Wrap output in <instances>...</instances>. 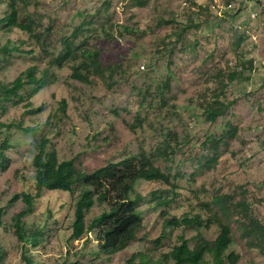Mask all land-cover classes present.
Masks as SVG:
<instances>
[{"label": "rangeland", "instance_id": "374dc122", "mask_svg": "<svg viewBox=\"0 0 264 264\" xmlns=\"http://www.w3.org/2000/svg\"><path fill=\"white\" fill-rule=\"evenodd\" d=\"M24 2L18 0L19 7L36 19L42 34L41 44L33 49L54 58L63 48L62 35L97 46L102 63L112 66L107 71L111 84L81 82L67 68L35 96L30 87L11 99L0 95V122L11 125L0 134V154L3 144L10 147L5 151L6 171L0 157L1 264H131L138 255L135 264H174L165 256L181 237L190 240L193 248L199 232L216 239L221 229L214 223L201 229L165 230L161 212L178 217L201 213L208 218L210 213L201 204L216 195H229L233 204L247 202L249 212L264 223L262 2ZM230 4V11L219 8ZM7 10L0 8V20ZM4 26L0 24V90L32 61L14 50L23 35L7 33ZM121 29L126 31L119 34ZM233 72L239 76L229 83ZM216 99L233 105L213 122L206 113ZM44 137L61 161L74 159L88 173L145 152L170 174L178 189L146 180L136 185L133 197L143 196L139 209L144 228L127 250L111 258L100 254L95 229L81 241L71 239L75 205L83 190L80 184L73 194L43 192L34 213L23 220L20 240L14 218L26 205L12 200L36 193L33 151ZM165 148L169 155L163 153ZM159 198L172 202L160 207ZM105 210L98 204L87 224ZM240 221L245 215L234 213L231 250L241 255L239 264H264L261 250L243 237Z\"/></svg>", "mask_w": 264, "mask_h": 264}, {"label": "trees", "instance_id": "16d2710c", "mask_svg": "<svg viewBox=\"0 0 264 264\" xmlns=\"http://www.w3.org/2000/svg\"><path fill=\"white\" fill-rule=\"evenodd\" d=\"M21 1L27 3V0ZM3 6H7L8 10L7 15L0 20V24L5 25L4 29L7 33L23 35L22 39L17 40L14 50L25 53L32 61L10 85L4 86L0 90V95L11 99L18 96L26 87H30L31 94L35 96L67 68L74 79L87 84H104L105 87H110L111 82L108 80L107 71L111 70L112 66H105L102 63L100 48L86 42L78 44L68 35H62L63 48L61 52L54 58H50L47 52L33 49L37 44H41L42 36L37 31L38 22L36 19L29 12L21 10L18 0H0V8ZM186 29L189 27L184 30ZM124 31L126 29H121L119 34H123ZM108 34L114 36L113 32L109 30ZM4 48L8 49V47ZM0 50L2 51V48ZM229 76L230 83L236 80L239 75L233 72ZM222 82L226 87V82ZM232 105L233 101L224 102L216 99L207 108L206 114L209 121H216ZM62 107L63 109L67 107L65 99H63ZM9 124L0 122V134L4 132L5 128L11 127ZM20 125L22 128L23 125ZM8 148H10L8 144H3L0 154L1 167L4 171L7 170L9 164L5 153ZM167 152L168 149L165 148L163 153L169 155ZM33 154L32 166L35 170L36 193L17 195L12 200V203L22 200L26 205V209L14 218L15 234L20 240L24 239L23 220L34 213L36 201L43 192L73 194L75 186L80 184L83 186V190L75 205L71 239L81 241L85 235L93 233L95 229L100 254L111 258L127 250L144 228V221L139 209L143 196L133 197L136 185L146 180L162 182L172 186L175 190L178 189L172 183L170 174L157 167L155 160L145 152L131 154L120 162L111 163L91 173L79 168L74 159L61 161L58 152L50 148V140L45 137L36 144ZM157 154V156L161 155L160 149L157 150ZM211 160L215 161V159ZM171 202L169 198H159L158 204L161 207L170 205ZM98 204L106 207V210L91 225H88L87 217ZM232 204L233 199L229 195H216L211 202L202 203L203 211L210 213L208 218H205L201 213L178 217L176 215L169 216L166 211H162L161 216L164 219L165 230L189 227L201 229L210 227L214 223L221 229V233L216 239H209L202 231L199 232L193 248L190 246V240L181 237L180 244L168 256H165V259L171 260L174 264H239L241 255L231 250L234 213L245 215V221H240L243 237L264 254V223L249 212L251 206L247 202L241 201ZM2 215L3 210L0 209V224ZM139 256H134L131 259V264H135V260Z\"/></svg>", "mask_w": 264, "mask_h": 264}, {"label": "built area", "instance_id": "2783aa9c", "mask_svg": "<svg viewBox=\"0 0 264 264\" xmlns=\"http://www.w3.org/2000/svg\"><path fill=\"white\" fill-rule=\"evenodd\" d=\"M258 1H260L264 4V0H258ZM219 8H220V10L224 9L225 11H230L231 9H233V5L230 4L228 6H225L224 8H222V7H219Z\"/></svg>", "mask_w": 264, "mask_h": 264}]
</instances>
